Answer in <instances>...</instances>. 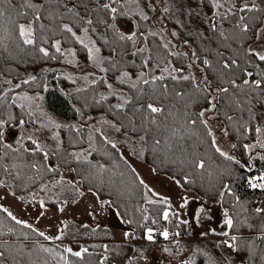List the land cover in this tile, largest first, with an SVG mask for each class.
I'll return each instance as SVG.
<instances>
[{"label": "snow or ice", "instance_id": "6c2138e0", "mask_svg": "<svg viewBox=\"0 0 264 264\" xmlns=\"http://www.w3.org/2000/svg\"><path fill=\"white\" fill-rule=\"evenodd\" d=\"M152 13H159L158 19L164 21L182 18L174 22L188 30L189 38L204 42L202 54L191 48L189 39L183 44L190 49L191 56L189 51L176 50L178 45L166 39V25L157 30ZM125 24L131 25L132 30L126 32L122 27ZM167 34L178 36L175 30ZM98 40L108 49L107 55L102 54ZM67 43L80 45L86 59L100 73L86 72L79 77L93 92L91 99L82 98L83 106H99L113 118L107 119L102 114L95 121L99 127L87 126L85 138L84 125L57 123L43 111L39 101L44 97L39 91L34 94L18 91L32 85L47 90L46 82L32 74L13 82L6 76L13 68L0 70V188L6 190L0 200L6 199L7 194L25 200V196H17L11 190L13 181L20 182L17 186L28 190L27 203L38 204L41 209L39 220L47 211V200L57 203L58 211L63 213L69 200H61V197L65 193L84 196L78 184L87 182L90 192L93 187L97 188L94 195L101 208L124 207V212L119 213L124 217L129 215L127 205L118 201L126 193L131 198L139 189L141 202L133 208L139 215L123 222L135 224L142 236L131 229L124 231L123 237L127 242L143 239L147 246L124 257V264H151V246L159 243L158 238L166 242L160 251L167 259L160 264H264V202L249 212L231 185L222 182L224 176L231 175L230 171L218 170V165L213 167L207 151L197 150L205 142L198 130L200 126L210 148L219 157L240 164L235 156L219 146L209 126L210 120L221 115L219 104L224 101L222 115L228 124L234 125V130L242 137L249 134L253 137L251 143L243 144L250 156L246 165L248 171L251 173L256 168L254 161H264V0H0V64L18 65L27 58L38 57L44 61L63 58L67 64L78 67L77 50L65 48L63 45ZM227 52L231 55H226ZM209 55L215 56L218 67L213 66ZM130 57L137 58L138 63ZM170 57L175 58L176 63ZM185 59L189 61L188 70L199 62L214 71L216 87L213 88L214 81L207 74L197 80L190 71L186 72ZM49 71L55 70L43 69V72ZM64 78L76 84L77 78L71 74ZM184 82L191 85L193 92L177 90L175 85ZM97 85L105 91H98ZM86 90L85 87L75 89L77 93ZM193 93L196 99L192 98ZM110 97L116 102H109ZM200 97L208 107L190 113L191 104L198 103ZM181 102L182 108L177 106ZM13 109L20 111L14 114ZM230 112L235 114L230 115ZM29 125L33 127L31 133ZM13 128L20 131L14 142H9L7 132ZM65 128L74 130L77 139L69 138L66 144L61 137V130ZM45 132H51L52 146L39 139ZM223 132L228 135L229 128L225 127ZM98 137L111 149L105 150L103 155L113 161L112 167L91 159L93 153L99 151ZM85 139L88 147L75 150L74 146L82 145ZM68 146H73V150L69 151ZM126 146L141 160L150 153L155 165L151 168L153 173L171 167V180L185 192L196 184L193 177L206 181L200 186L212 193L216 203L222 206L221 227L209 226L200 232V243H190L193 223L211 225V209L206 203H200L189 213L187 210L195 198L182 194L174 205L171 197L156 192L121 151ZM231 147L235 149L237 145ZM51 157L59 163L50 162ZM117 159L130 171L121 170L120 164L115 162ZM73 162L78 166L72 167ZM62 167L80 175L81 180H67L60 171ZM257 173L247 178L248 186L264 190V171L257 170ZM46 176L50 178L43 182ZM37 185L38 191L30 190ZM105 187L115 199H100L99 190ZM55 189L59 191L53 199ZM40 193H44L47 200ZM228 197L232 198V203L224 207ZM0 213L28 230L17 231L0 219V264H114L115 258L123 254L121 246L112 247L107 243L90 247L78 244L76 248L65 245L62 250L45 246L38 239H32L30 233L44 241L63 242L68 221H62L57 234L52 236L28 220L18 218L3 204H0ZM81 227L90 228L87 234L91 235L101 231L106 236L110 234L99 223L95 227L88 224ZM245 229L253 235L238 234Z\"/></svg>", "mask_w": 264, "mask_h": 264}, {"label": "trees", "instance_id": "16d2710c", "mask_svg": "<svg viewBox=\"0 0 264 264\" xmlns=\"http://www.w3.org/2000/svg\"><path fill=\"white\" fill-rule=\"evenodd\" d=\"M205 11H208V10L205 9ZM151 15H153V14H151ZM175 19H182V18L175 17L171 21H164L165 22L164 25H166V28L168 30H171V31L172 30L177 31L178 35L184 39H189L191 48L196 49L197 54H202L201 48H202V44L204 42H202L199 39L189 38L188 30L182 28L179 24L175 23L174 22ZM156 24H157V30H158L160 27V24H158L157 22H156ZM201 27L204 28L203 25ZM225 27H227V25H225ZM204 31L207 34L206 28H204ZM166 39H170V37L167 34H166ZM98 45L102 46V54L107 55L108 49L106 47H103V41L98 40ZM63 46L65 48L74 47L77 50V62H78L79 66L77 67L76 65H72L73 67L70 66V68H72L74 70H79L80 68H83V67H90V68L94 69L92 64L86 59V55H85V53L82 50L80 45L75 44V43H67V44H64ZM213 47H215V45H213ZM176 50L190 51V50H185L184 48H181V47H178ZM225 54L231 55L230 52H227ZM189 56H191V55L189 54ZM130 59H136L137 63H138L137 58L130 57ZM169 59H172L173 63H176L175 58L170 57ZM209 59H211L213 61L214 67H218V65H216V58L214 55H209ZM64 62H65V60L63 58L58 59V60H46V61H44V60H39L38 57H30V58H27V61L25 63H21L18 65L14 64V63L13 64H0V70H3V68H5V67H11L14 69V71L6 73V76L8 79H13V80L17 81L19 79L26 78V76L28 74H32V75H36L37 77L41 78L42 82H46L48 85L47 90H42L40 88H36L35 85L23 86L22 89H20V90L26 89L27 91H29L30 94H34L36 91L43 92L44 93L43 94L44 99H43V103H42L43 104V106H42L43 111H45L48 114V116H50L57 123L80 126V125H83V124L78 122L81 119H83L89 115H94L97 117V120H99L102 114L106 115L107 119H112L113 115L109 114V113H105L104 110L101 109L99 106H93V105H89L88 107L83 106L84 100L82 98L88 97L89 99H91V97L93 95L92 89L88 87V84L86 81H84L83 79H79V77L82 76L83 74H71L69 72H66V70H64V67L60 65ZM188 62L189 61L187 59L184 60L186 72L190 71V73L192 75H195L197 80L202 79V74H207L208 78L210 80L214 81L213 88L216 87V84H215L216 73L214 71H212L211 69L205 68L199 62H197L191 70H188L186 68V65ZM179 66H180V64H177V67H179ZM45 68L54 69L55 71L43 72V69H45ZM94 70L97 72V75H100V73L98 72L97 69H94ZM198 70H202V71L198 72ZM68 74H71L74 78H77L76 84H73L71 82V80L64 78V76L68 75ZM197 75H199V77H197ZM108 76H109V79L111 81L112 74L109 73ZM169 83H171V82H169ZM77 87H85L87 90L83 93H77L75 91V89ZM95 87L100 92L105 91V88L102 86L97 85ZM175 87L177 88V90L185 89L189 92H193L191 85L187 82H184L182 85H175ZM20 90H18V91H20ZM192 98L193 99L197 98L195 93H193ZM97 99H98V96H97ZM109 102L115 103L116 100H115V98L110 97ZM224 103H225L224 101H220L219 107L221 109V115H219V116L224 121L225 125L229 128V131L231 132V135L234 138L233 142H234V144L237 145V147L234 149L235 151L233 150L232 154H230V155L235 156L236 159L240 161V164H236L235 162H229V161L224 160L222 157H219V155L216 154L210 148L208 138L205 135H203L204 130L200 126H198V130H199V132H200V134L203 137L205 142H204L203 146L198 147L197 150L199 152L207 151V153L212 157L213 167L218 165L219 166L218 170L230 171L231 175L224 176L222 182L223 183H229L231 185L233 191L236 193V195H238L241 198V200L245 203V206L249 209V212H251L252 209H254L255 207L261 206V203L264 202V190H258V189L250 188L248 186V183H247V178L250 175L258 174L257 170L264 171V161H260V160L254 161L256 168L251 173L248 171L246 165L249 163L250 156L244 150L243 144L244 143H250L251 141L249 138L248 139L250 142L246 138L241 137L239 132L234 130L235 126L229 125L228 122L224 119V116L222 115L223 111L225 110ZM177 106L182 108L183 102H181V104H179ZM206 107H208L207 103L204 101V99L202 97H200L199 102L191 104V107L188 109V111L192 114H195V113H198L202 108H206ZM77 109H80V111H77ZM19 111H20L19 109H13L14 114H18ZM229 114L234 115L235 113L230 112ZM193 118H195V117L193 116ZM84 126H85V130L82 133V135H84L86 138L87 125H84ZM98 126H100V125H98ZM29 127H32V126L29 125ZM19 131H20L19 129H14V128L9 129L7 132V139H8V135H11V136L17 138V133ZM50 136H51V132H45V134L40 135L39 138H42V142L47 143L50 146H52L53 142L51 141ZM61 137H62V139L65 140V143L67 144V141L69 140V138H72L74 140L77 139V134L75 133L74 130H70L68 128H65V129L61 130ZM15 139H13L12 141H10L8 139V141L14 142ZM74 147H75V150L78 151V150H80L81 147L87 148L88 143L85 139V142L82 145L76 144ZM96 147L99 149V151L94 152L91 159H93L94 161H98L100 163H104L109 167H112L113 161L103 155V152L105 150L111 151V149L108 146L101 143L99 137L97 138V141H96ZM68 150L72 151L73 146H68ZM152 159H153L152 155L150 153H146L145 159H143L142 161H144V162L150 164L152 167H154L155 165L153 164ZM50 162L59 163V161L55 157H51ZM115 162L120 164L121 170H124L126 172L130 171L123 164V162L119 161L118 159ZM71 166L77 167L78 165L76 164V162H73ZM81 167H86V166L81 165ZM64 170H67V169L64 167H62L60 169V171L62 173ZM172 172H173V169L171 167H169L167 170L162 169L159 173L166 174V175L171 177ZM74 174L76 177V179L74 181H80L81 176L75 172H74ZM49 178H50L49 176H46L45 180L43 182H47V180ZM177 178H179V176ZM193 178L196 179V184L189 186L187 188V190L188 191H195L196 193H198L200 196H202L207 201L216 202L214 195L210 192H206L205 188H202L200 186L202 183H206V181L202 182L199 179H197L196 177H193ZM19 183L20 182H18V181H13L12 182L13 187L11 190L15 191L17 193V196H21V195L25 196V200L27 201L28 190L19 188L17 186ZM78 187L80 188L81 191H82V189L88 190L89 184L87 182H82V183L78 184ZM30 190L31 191H38V185L31 187ZM56 191H59V190L58 189L53 190V199L55 198L54 194ZM92 192H94V193L97 192V188L93 187ZM40 196H44L45 199L47 200V196H45L44 193H40ZM140 196H141V191L139 189H137L131 198H129L128 194L126 193L125 196L120 201H118L119 203H121V205H125V204L127 205V209H128V213H129V215H127V216L121 217L119 215V213L124 212V210H125L124 207H121L120 209L112 207L116 211V213H117L118 217L120 218L123 226L127 230L136 229L135 224L129 225V224L124 223L123 220L129 219V218H135L139 215L138 213L133 212V208L137 203L141 202ZM99 197L101 200L115 199V197L110 194V190L106 187L99 190ZM79 198L80 197L73 196L70 193H65L61 197V200L62 199H68L69 202H71L73 199L77 200ZM231 203H232V198L228 197V203L225 204L224 207H228ZM35 206L39 207L38 204H35ZM47 207H49L53 210H58V204L53 203L52 200H47ZM0 219H4L5 223L8 226L15 227L17 229V231H21V230L22 231H28L27 229H23V228H21V226L15 225L14 222L7 219L6 214L0 213ZM102 229H106V228H102ZM75 233H76L75 234L76 239L72 240L69 243L68 242L58 243L55 241H44L42 238L35 237L34 234H31V233H30V236H32V239H34V240L38 239L41 243H44L45 246H51V247L57 248V250H62L63 246H65V245H70L73 248H76L78 244L88 246L86 243L92 242V241H102L104 244L107 243L112 247L119 245L123 248V254H122V256H118L115 258L114 264H124V257L133 255L137 248L146 247V245L143 242V239L133 240L131 242H127L125 240H120V241L113 240V238L110 236V234L106 236L103 234L102 231L99 232L97 235L87 234V233H90V228L86 229L82 232H81V230H78ZM136 234L139 236H142V231L139 229H136ZM238 234L243 235V236L253 235L252 232H250L246 229L242 230ZM212 240H215V239H212ZM156 245L160 248H161V246H163L161 243H158ZM72 259H75V258H72Z\"/></svg>", "mask_w": 264, "mask_h": 264}, {"label": "rangeland", "instance_id": "374dc122", "mask_svg": "<svg viewBox=\"0 0 264 264\" xmlns=\"http://www.w3.org/2000/svg\"><path fill=\"white\" fill-rule=\"evenodd\" d=\"M163 5H161L162 7ZM156 22L163 26L165 24L164 20L158 19L159 13H152ZM126 32L131 31V25H122ZM166 34L170 33L171 30L166 28ZM168 35V34H167ZM170 39L174 42V44L178 45V47L184 48L185 50H190L189 48L185 47L183 41L185 40L181 36L171 37L168 35ZM191 55V51H189ZM64 67L66 72L71 74H84L86 72H93L94 69L90 67H83L79 70H74L70 68V66L66 62L60 64ZM73 67V66H72ZM62 69V68H61ZM202 70H198V72ZM96 72V71H95ZM196 72V71H195ZM197 72V73H198ZM97 73V72H96ZM204 74H202L203 76ZM199 77V75H197ZM13 82H17L13 80ZM20 91H27L26 89ZM37 92V91H36ZM40 94L43 96V92L39 91ZM39 103L43 106V100L39 101ZM88 117H92L93 119L89 120ZM218 116L215 120H210L209 125L213 129L217 142L219 146L229 154H232L234 150L231 145L234 144V138L229 131L228 135H225L223 129L227 127L224 121ZM97 117L94 115H89L80 121L79 123L83 125H95L99 127L98 124L95 123ZM29 133L33 131V127H28ZM241 136V135H240ZM242 137V136H241ZM16 137L8 135V139L12 141ZM248 141L252 142V135L249 134L244 136ZM249 138V139H248ZM42 141V138H39ZM249 141V142H250ZM250 142V143H251ZM124 152L125 156L128 158V161L131 163L133 167L136 168L139 175L145 180V182L156 192H159L161 195L169 196L172 199L174 205L177 204L180 195L186 194L190 197L195 198L194 201L189 205V209L187 210L189 213L194 212V210L198 207L200 203H206V206L211 209V214L213 216V220L211 221V225L209 222H204L200 226H197L195 223L192 224L191 231H192V238L190 243L198 244L200 243L199 234L202 231H206L209 226L217 227L218 229L221 227V220H222V206L216 202H210L204 199L195 191H186L184 189L179 188L177 185L173 183L170 176L162 173H153L151 171L152 166L136 156H134L130 149L126 146L121 149ZM235 151V150H234ZM63 174L67 180H75L74 172L69 170H64ZM82 189V188H81ZM84 192V196L77 199L76 203L69 202L65 206V211L63 213L59 212L58 210H53L47 207V211L43 217L37 220V216L41 209L35 205H29L26 200H19L16 197L12 196L11 194H7L6 199L0 200V204H3L5 207H8L18 218L28 220L29 223L33 224L35 227L39 228L41 231H44L48 235L55 236L57 234V229L61 226L62 221H68L69 227L67 229V234L63 239V242H71L72 240L76 239L75 232L78 230L84 231L86 229L82 228L81 225L88 224L90 227H95L96 223H99L102 228H106L110 232V236L113 240H124L123 232L127 229L123 226L120 218L118 217L116 211L112 207H104L98 203L97 196L94 195V192H90L89 190L82 189ZM6 190L0 188V195L5 194ZM89 213H93V215H89ZM95 216V219L93 218ZM185 239L188 238L185 236ZM210 239H217L216 237H210ZM58 243H62L61 241H55ZM144 244L147 246V242L143 241ZM164 245L166 242L161 240L160 242ZM88 246L93 244H104L102 241H92L86 243ZM152 251L150 253L151 264H160L161 260L166 261L165 255L160 251V247L157 245H153Z\"/></svg>", "mask_w": 264, "mask_h": 264}, {"label": "built area", "instance_id": "2783aa9c", "mask_svg": "<svg viewBox=\"0 0 264 264\" xmlns=\"http://www.w3.org/2000/svg\"><path fill=\"white\" fill-rule=\"evenodd\" d=\"M159 239V241L162 239V238H158Z\"/></svg>", "mask_w": 264, "mask_h": 264}]
</instances>
